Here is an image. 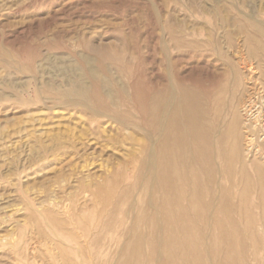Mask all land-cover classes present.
I'll use <instances>...</instances> for the list:
<instances>
[{
    "label": "rangeland",
    "instance_id": "obj_1",
    "mask_svg": "<svg viewBox=\"0 0 264 264\" xmlns=\"http://www.w3.org/2000/svg\"><path fill=\"white\" fill-rule=\"evenodd\" d=\"M261 23L264 0H0V264H264V146L245 157L231 127L264 97ZM86 176L140 240L32 247L28 208Z\"/></svg>",
    "mask_w": 264,
    "mask_h": 264
},
{
    "label": "bare ground",
    "instance_id": "obj_2",
    "mask_svg": "<svg viewBox=\"0 0 264 264\" xmlns=\"http://www.w3.org/2000/svg\"><path fill=\"white\" fill-rule=\"evenodd\" d=\"M259 22V21H258ZM262 24V23H261ZM264 25V23L262 24ZM210 41V40H209ZM207 42L208 46H210L211 48L216 47V41L214 43L211 42ZM236 46H239L238 44H235ZM209 47V48H210ZM231 45H225V50L228 51L230 49ZM236 48V47H235ZM219 49H221V46L219 45ZM212 50V49H211ZM233 50V49H232ZM235 52H239L235 51ZM232 53V52H231ZM241 55V52L239 54V56ZM243 56V55H242ZM241 56V57H242ZM240 57V58H241ZM244 58V57H242ZM236 60V59H235ZM251 60V59H250ZM232 62V61H231ZM264 63V62H263ZM233 64V63H232ZM237 65H239L240 68L245 67L247 68L249 71L252 69H254V64L253 62H250L248 60H243L242 61H238L236 62ZM261 65V64H259ZM238 67V69H239ZM243 70V69H242ZM247 70V72H248ZM169 71V70H168ZM249 73V72H248ZM167 74V73H166ZM169 74V73H168ZM167 74V75H168ZM246 74V73H245ZM249 75V74H248ZM246 75V76H248ZM78 76V75H77ZM245 79V78H243ZM248 79V78H246ZM169 80V79H168ZM167 80V81H168ZM243 81V80H242ZM170 82V81H169ZM233 82V81H232ZM87 82H85L86 84ZM245 83V82H244ZM248 83V82H247ZM87 85V84H86ZM101 84H98V88L99 91H101V93L103 92V94L105 96H107L109 98V109L112 112H115L118 110V106L116 105L115 102V98H113L112 96V90L113 88L105 85L99 86ZM258 85V84H257ZM77 88V85H75ZM248 86V85H247ZM74 87V85H73ZM68 90L69 93H73L76 95H80L83 94L86 91V88H78V89H74L73 90ZM80 87V86H79ZM121 86H118V88ZM129 87V86H128ZM170 87V86H169ZM260 87V86H259ZM258 87V88H259ZM247 88V87H246ZM250 88V87H249ZM257 88V87H256ZM123 91V89H118L117 91ZM173 90V89H172ZM248 90V88H247ZM256 90V89H254ZM190 91V90H189ZM188 91V92H189ZM125 92V91H124ZM171 90L169 91L170 94ZM239 92V91H238ZM254 92V91H253ZM115 93V92H114ZM118 93V92H117ZM131 93V92H130ZM173 93V92H172ZM176 93V92H175ZM192 93V92H191ZM190 93V94H191ZM243 93V92H242ZM126 94H128L126 92ZM185 94H187L186 96H190L188 95V93L186 92ZM194 94V93H193ZM249 94V93H247ZM173 94V98H174ZM245 95V94H244ZM118 96V95H117ZM178 96V95H177ZM248 98H245L239 106H240V113L239 116L236 118V121L233 120V122L231 123V127L234 128L235 132L240 136V138L242 139V147H243V151H244V156L245 157H249L250 155H254L255 152H258L260 150V145L264 146V97L261 91H255L254 95H246ZM48 96H45V98H47ZM131 97V96H130ZM169 97V96H168ZM180 97V96H179ZM183 97V96H182ZM186 97V98H188ZM191 97V96H190ZM189 97V98H190ZM192 97H196L192 96ZM237 97V96H236ZM170 98V97H169ZM178 98V97H177ZM189 101H193L194 103V98L189 99ZM68 100H66V104L67 101H69V98H67ZM71 99V98H70ZM161 99V97H160ZM163 99V98H162ZM183 99V98H181ZM197 99V97H196ZM29 100V99H28ZM75 100V99H74ZM72 100V102L74 101ZM159 99L155 97L154 102L157 103ZM168 100V99H167ZM166 100V101H167ZM171 100V99H170ZM185 100V98L183 99V101ZM242 100V99H241ZM31 101V100H30ZM160 101V100H159ZM174 101V99H173ZM177 101V100H176ZM187 101V100H186ZM188 101V102H189ZM191 101V102H192ZM28 102V101H27ZM47 102H50V98L49 100L46 99V101H42L43 107L48 105ZM56 102V101H55ZM60 102V101H59ZM75 102V101H74ZM83 102L86 103V100H84ZM82 104H85L83 103ZM170 102V101H169ZM179 102V100L177 101ZM176 102V103H177ZM198 102V100H197ZM94 103V102H93ZM162 103V102H161ZM164 103V102H163ZM175 103V102H174ZM181 103V102H180ZM185 104V102H183ZM192 103V104H193ZM199 103V102H198ZM197 103V104H198ZM239 103V102H238ZM56 104V103H55ZM54 104V106H56ZM65 104V103H64ZM78 104H81L78 102ZM108 104V103H107ZM160 104V103H159ZM166 104V103H165ZM51 105V104H50ZM61 105V104H60ZM73 105V104H72ZM77 105V104H75ZM90 105V104H89ZM158 105V103H157ZM187 102H186V107L187 106ZM194 105H196L194 103ZM71 106V105H70ZM79 106V105H78ZM86 105H84L85 107ZM159 106V105H158ZM162 106V104H160V107ZM173 106V104H172ZM175 108L173 109V111L177 108V104H175ZM190 106V105H189ZM48 107V106H47ZM52 107V106H51ZM74 107V106H72ZM81 107V106H79ZM170 107V106H168ZM184 108V106H182ZM42 108V107H40ZM87 108V107H86ZM90 108V106H89ZM181 107L179 106V109L177 110H181ZM195 110L197 108V106L194 107ZM238 108V107H237ZM48 109V108H47ZM46 109V110H47ZM88 109V108H87ZM94 110V108H92ZM157 109V108H156ZM155 109V110H156ZM160 109V108H159ZM166 109V108H165ZM172 109V108H171ZM191 106H190V111H191ZM39 110V109H38ZM41 110V109H40ZM97 108L95 109L94 114L97 115H104L106 116V112L104 111H100V113L96 112ZM162 110V109H160ZM177 110H175L177 112ZM194 110V111H195ZM198 110H200L198 108ZM44 111V110H43ZM91 111V109L89 110ZM174 111V112H175ZM187 111V110H185ZM193 111V110H192ZM191 111V112H192ZM96 112V113H95ZM173 112V114H174ZM183 112V111H182ZM181 112V113H182ZM189 114V111H187ZM186 112V113H187ZM198 112V111H197ZM164 113V112H163ZM168 113H169V109H168ZM171 113V110H170ZM179 113V112H178ZM177 113V114H178ZM201 113V111L199 112ZM159 114V112H158ZM157 114V115H158ZM184 114V113H182ZM132 115V114H131ZM161 115L162 112H161ZM170 116L172 114H169ZM187 116V114H185ZM110 116V115H108ZM156 116V115H154ZM159 116V115H158ZM164 116V115H163ZM176 116V114H175ZM175 116L172 115V119H175ZM99 117V116H98ZM103 117V116H102ZM129 117V116H127ZM133 117V115L131 116ZM161 117V116H160ZM193 117V115H192ZM110 118V117H109ZM119 124H127L125 123V119H121L119 117H114ZM140 118V117H139ZM164 118V117H162ZM161 118V119H162ZM188 118V116H187ZM195 118V116H194ZM94 120H96V118H93ZM112 119V118H111ZM136 119V118H135ZM159 118V120H161ZM166 119V118H164ZM168 119V117H167ZM185 119V118H184ZM196 119V118H195ZM158 120V121H159ZM190 120V118L188 119ZM198 120V119H197ZM140 121V119H139ZM175 121V120H174ZM116 122V123H117ZM162 122V121H160ZM165 122V121H164ZM163 122V123H164ZM169 122V120H168ZM202 122V121H201ZM162 123V124H163ZM172 122H170L171 124ZM199 124H202L198 122ZM118 124V125H119ZM173 124V123H172ZM175 124V122H174ZM173 124V125H174ZM131 125V124H130ZM190 125V124H189ZM193 125V124H192ZM190 125V126H192ZM126 126V125H124ZM136 126V125H135ZM134 126V127H135ZM197 126V125H196ZM162 127V126H161ZM160 127V131H158V129L156 131H158L159 133H162L163 128ZM176 131V129H175ZM147 132V131H146ZM154 134L156 135V133L154 132ZM153 134V135H154ZM235 134V133H234ZM163 135V134H162ZM159 135V136H162ZM158 135H156L157 137ZM158 136V137H159ZM155 137V139H156ZM164 138V136H163ZM174 138V137H173ZM57 139V138H56ZM154 139V140H155ZM61 142V141H60ZM178 142V141H177ZM58 143V142H57ZM56 143V144H57ZM153 143V142H152ZM59 144V143H58ZM57 144V145H58ZM61 145V144H60ZM59 145V146H60ZM155 145V144H154ZM167 145V144H166ZM42 146V145H41ZM153 145L151 144L150 147H152ZM51 147V146H50ZM164 147V146H163ZM47 148V147H46ZM166 149V148H165ZM31 150V149H30ZM45 150V149H43ZM32 151V150H31ZM38 151V150H36ZM50 151V149H49ZM152 151V150H151ZM48 152V150H47ZM52 152V151H51ZM148 152V151H147ZM53 153V152H52ZM51 153V154H52ZM151 153V152H150ZM148 153V154H150ZM40 154V153H38ZM166 154V153H165ZM36 155V154H35ZM154 156V154H152ZM170 156V154H168ZM39 156V155H38ZM148 156V155H147ZM159 156V155H158ZM37 157V155H36ZM43 157V156H42ZM50 157V155H49ZM150 157V156H149ZM35 158V157H34ZM52 158V157H51ZM152 158V157H151ZM154 158V157H153ZM165 158V157H164ZM167 158V157H166ZM37 159V158H36ZM50 159V158H49ZM147 159V158H146ZM248 159V158H247ZM150 160V159H149ZM38 162V161H37ZM45 162V160H44ZM48 162V161H47ZM149 163V162H148ZM154 163V162H153ZM179 163V162H178ZM39 164V162H38ZM46 164V163H45ZM147 164V163H146ZM155 164V163H154ZM145 165V164H144ZM155 167V166H153ZM44 170V169H43ZM153 174V173H152ZM170 174V173H169ZM37 175V174H36ZM263 175V174H262ZM153 176V175H152ZM264 176V175H263ZM152 178V177H151ZM66 181V180H65ZM152 181V180H151ZM62 182V181H61ZM64 183V181H63ZM62 183V184H63ZM66 183V182H65ZM60 184V183H59ZM22 186V185H21ZM55 186V185H52ZM77 187H74V189L72 188V190L68 191L66 194V196H64L63 198H60L57 194L56 195H52V191H51V196L52 197H48L45 200H36L38 201V206L37 207H29L28 210L30 211V215H28V218H26L24 227L28 226V229L30 230L29 233V241L34 243L32 244L34 246H36V244H42V245H52L54 247H58L59 244H64L67 248L69 249H75V248H81L84 246H102V245H109L111 243H114L116 245H124V244H129V243H133V242H137L140 240L139 237H134V236H130L128 235V232L130 231V229L132 228V224H131V219L125 220V219H119V221L114 224L113 228L111 229L113 232H109V224H108V219H107V215L110 212L109 209H101L98 210L96 209V204L98 203V201L95 200V198L98 196L99 193V189L97 187L92 188L91 186V182L88 178V176L80 179V181L77 183L76 185ZM63 187V186H62ZM66 187V185L64 186ZM58 189H60L61 191H64L60 186L57 187ZM55 190V187L54 189ZM57 190V189H56ZM53 191V193H57L58 191ZM31 191V190H30ZM48 195V194H47ZM50 196V195H49ZM46 198V197H45ZM259 198V197H258ZM148 204V203H147ZM170 205V204H169ZM129 207V206H128ZM90 209V210H89ZM128 211V210H127ZM125 212V211H124ZM133 213V212H132ZM131 213V214H132ZM157 213V212H156ZM34 215V216H32ZM128 213H126V217H128ZM132 216V215H131ZM207 216V215H206ZM125 217V216H124ZM208 219V218H207ZM207 221V220H206ZM223 223V222H222ZM231 223V222H230ZM218 224V223H217ZM226 224V223H225ZM160 225V224H159ZM209 225V224H208ZM232 226V225H231ZM157 227V226H156ZM206 227V226H205ZM208 228V227H207ZM156 229V228H155ZM160 229H161V225H160ZM159 229V230H160ZM14 230V229H13ZM206 230V229H205ZM145 232V231H144ZM156 232V231H155ZM159 233V232H158ZM202 233V232H201ZM26 234V233H25ZM92 234H96L95 237H92ZM130 234V232H129ZM160 235L151 239L155 240V242L158 240L160 241L161 238V233H159ZM207 235V234H206ZM204 237V236H203ZM21 241L20 236H17L16 239L12 242V246H16L17 243ZM158 241L156 243H158ZM41 245V246H42ZM160 245V244H158ZM40 246V245H39ZM43 248H46L44 246H42ZM120 249V247H118ZM137 248V247H136ZM30 249V248H29ZM48 249V248H47ZM154 249V248H153ZM240 249V248H239ZM17 250V249H16ZM15 250V251H16ZM28 250V249H27ZM32 250V249H31ZM45 250V249H43ZM134 250V249H133ZM54 251V250H53ZM153 251V250H152ZM51 252V251H50ZM118 252V251H117ZM88 253V252H87ZM155 253V252H154ZM34 254V253H33ZM119 254V252H118ZM124 254V253H123ZM134 255V254H133ZM57 253H52V257H51V264H58V260L56 259ZM88 256V255H87ZM117 257V256H116ZM123 258V257H122ZM133 258V257H131ZM231 258V257H230ZM154 259V258H153ZM157 259V258H156ZM155 259V260H156ZM130 260V259H129ZM131 261V260H130ZM158 261V260H157ZM92 262V261H91ZM145 262V260H144ZM155 262V261H154ZM156 263V262H155ZM92 264V263H91Z\"/></svg>",
    "mask_w": 264,
    "mask_h": 264
}]
</instances>
